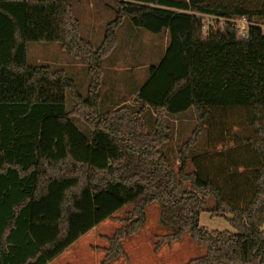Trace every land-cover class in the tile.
<instances>
[{
  "label": "trees",
  "instance_id": "1",
  "mask_svg": "<svg viewBox=\"0 0 264 264\" xmlns=\"http://www.w3.org/2000/svg\"><path fill=\"white\" fill-rule=\"evenodd\" d=\"M117 2L103 45L93 51L71 0H0V264H46L133 205L100 262L110 264L118 240L144 223L150 203L159 206L166 243L188 234L205 248L186 264H264V35L253 25L240 37L228 19L263 22L264 0ZM204 16L221 18V26L204 32ZM123 18L168 36L134 97L137 114L153 110V124L127 107L102 118L96 112L98 62ZM28 42L58 43L87 64L88 95L80 99L64 71L29 65ZM67 94L75 98L72 113L91 127L88 135L66 110ZM189 110L196 127L178 148L174 170L162 150L170 141L162 116ZM203 131L204 152L189 154ZM205 211L230 215L232 231H206L199 225Z\"/></svg>",
  "mask_w": 264,
  "mask_h": 264
},
{
  "label": "rangeland",
  "instance_id": "2",
  "mask_svg": "<svg viewBox=\"0 0 264 264\" xmlns=\"http://www.w3.org/2000/svg\"><path fill=\"white\" fill-rule=\"evenodd\" d=\"M224 3L251 5L257 0H222ZM118 9L117 0H71V11L78 20L79 33L88 42L93 51H98L103 45V36L107 24L114 18ZM205 29L208 25L215 28L221 22L203 18ZM255 22V21H254ZM264 35V21H256ZM166 32L153 34L145 29L135 27L128 18H123L115 29L112 47L102 53L98 62L97 114L102 118L120 107H127L138 118L147 119L149 124L154 122V112L144 108L137 114L139 104L134 97L137 89L149 74V66L156 65L167 46ZM26 61L29 65H44L50 70H62L69 76L80 99L88 95L89 76L87 64L74 59L65 53L55 42L26 43ZM75 98L67 94L66 110L71 112L73 123L80 132L88 135L91 127L78 119L72 113ZM145 111H147L145 113ZM169 127L170 141L162 147L172 162L174 170L178 167L177 150L181 144L190 138L196 127L194 111L189 110L181 115H163ZM206 134L198 135L196 144L190 148L189 154H201L205 150ZM191 166L188 165L187 170ZM213 205V200H207V207ZM133 205H124L111 218L103 220L93 230H89L71 244L51 264H100L105 252L114 247L112 238L115 231L128 225V216ZM145 221L136 232L118 240L119 255L110 264H186L189 260L202 257L206 250L199 246L188 234L180 240L168 244L161 237L168 233L159 223V206L150 203L145 207ZM230 215L212 217L209 212H201L199 225L206 231H232L228 222ZM264 229V226H263ZM121 252L123 254H121Z\"/></svg>",
  "mask_w": 264,
  "mask_h": 264
},
{
  "label": "built area",
  "instance_id": "3",
  "mask_svg": "<svg viewBox=\"0 0 264 264\" xmlns=\"http://www.w3.org/2000/svg\"><path fill=\"white\" fill-rule=\"evenodd\" d=\"M204 17L208 19H214L218 22L222 21L221 18L215 16H204ZM228 19L233 24L240 37H245L247 35L249 27L256 25L255 22L249 20L245 15H242L240 17H232Z\"/></svg>",
  "mask_w": 264,
  "mask_h": 264
},
{
  "label": "crops",
  "instance_id": "4",
  "mask_svg": "<svg viewBox=\"0 0 264 264\" xmlns=\"http://www.w3.org/2000/svg\"><path fill=\"white\" fill-rule=\"evenodd\" d=\"M147 111H145V113H146ZM97 227V225L94 227V228H96ZM93 228V229H94ZM93 229H91V230H93ZM73 244V243H72ZM68 248V247H67ZM67 248L61 253V254H59L57 257H55V258H53L51 261H49V262H47L46 264H51L52 262H54V260H56V258H58L59 256H63L64 255V252L67 250ZM63 254V255H62Z\"/></svg>",
  "mask_w": 264,
  "mask_h": 264
}]
</instances>
